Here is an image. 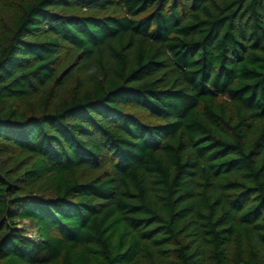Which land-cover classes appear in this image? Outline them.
Instances as JSON below:
<instances>
[{
    "label": "trees",
    "instance_id": "trees-1",
    "mask_svg": "<svg viewBox=\"0 0 264 264\" xmlns=\"http://www.w3.org/2000/svg\"><path fill=\"white\" fill-rule=\"evenodd\" d=\"M0 264H264V0H0Z\"/></svg>",
    "mask_w": 264,
    "mask_h": 264
}]
</instances>
